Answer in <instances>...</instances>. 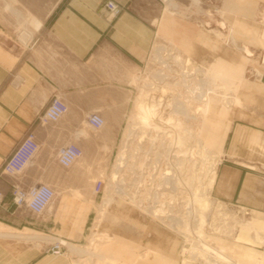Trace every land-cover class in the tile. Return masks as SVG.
Wrapping results in <instances>:
<instances>
[{"label": "crops", "instance_id": "crops-1", "mask_svg": "<svg viewBox=\"0 0 264 264\" xmlns=\"http://www.w3.org/2000/svg\"><path fill=\"white\" fill-rule=\"evenodd\" d=\"M55 1L53 8L42 11V0H0V264H100L104 260L102 234L88 235L87 244L82 245L87 224L99 205L89 199L87 187H75V192L85 195L79 201L68 197L70 187L59 191L54 181L60 166L56 149L77 131L84 133L82 137L87 135V127H83L85 114L118 113L120 99L137 98L138 78L156 32L174 14L142 8L137 5L142 0H116L124 9L110 19L106 0ZM247 87H256L242 90V98L250 99L248 107L242 106L235 113L222 108L215 109L218 113L214 111L215 115L225 113V129L232 131L230 140L227 133L223 136L220 151L227 161L218 173L216 169L214 195L264 214V169L260 168L264 162V85L251 83ZM56 96L68 101L69 113L57 123H41L40 116ZM228 114L238 120L233 127ZM213 123H208L209 136L217 142L221 136L215 133L218 125ZM31 129L36 130L41 148L21 180L25 185L48 182L56 188L57 195L44 215H35L25 205L12 201L15 177L3 171L6 159ZM81 144L85 146L83 140ZM217 204L225 209L224 203ZM130 214L136 217L133 211ZM136 220L145 226L144 239L139 242V238L127 234L128 241L118 239L119 243L107 253L109 257L131 264L150 238L149 245L175 258L168 248L174 241L172 235L158 237L152 218L143 221L137 216ZM61 240L66 242L62 255L48 252ZM68 243L82 248L91 244L92 248L79 254ZM137 243L141 248L137 249ZM223 251L241 264H250L248 258L255 259L254 264L264 263V253L253 248H242L237 253L227 248Z\"/></svg>", "mask_w": 264, "mask_h": 264}, {"label": "rangeland", "instance_id": "rangeland-1", "mask_svg": "<svg viewBox=\"0 0 264 264\" xmlns=\"http://www.w3.org/2000/svg\"><path fill=\"white\" fill-rule=\"evenodd\" d=\"M108 1L105 2V9ZM113 1L123 11L124 5L116 0ZM56 3L55 0H42L41 9L48 11ZM137 5L154 11L174 12L170 14L172 16L169 22L156 32L149 58L139 76L141 79L153 77V72L156 74L165 72L169 75V78L158 83L165 87L163 93L166 97H163L161 102L170 99L172 103L170 110H173V113H159L154 107L138 101L141 88L138 78L137 98L120 99L118 113H110L108 110L111 108H108V112L103 114L105 126L101 130L95 131L87 127L83 118V127H87L85 128L87 135L81 138L85 143L84 156L69 168L58 165L60 171L58 170L54 179L59 191L65 186L71 188L72 192L68 197L72 201H79L81 196L85 197L84 194L75 192L78 191L75 187H87L90 191L89 199L99 205V209H95L92 219L87 224L88 229L82 245L87 244L88 235L98 232L102 234L104 241L100 246L106 252L108 259L104 258L100 264H128L109 257L107 253H110L115 243V245L119 243L118 239L128 241L127 234L139 238V242L144 239L145 226L136 219L138 215L142 220L146 219L149 207L154 209L163 207L164 213L178 214L180 219L183 215L188 218L190 208L194 204L188 196H197L206 189L210 177V163L213 159L217 160L218 173L219 167L227 161L220 147L224 134L227 133L228 141L232 131L225 129V113L215 115V109L222 108L229 113L232 111L235 113L242 106L248 107L247 102L250 99L242 98V90L256 89V87H247V84L251 83L264 85V0H142L137 2ZM107 16L109 17L108 13ZM174 21L177 23L173 25ZM245 46L249 50H245ZM163 60L166 62L164 63ZM187 73L189 75H184ZM184 77L189 79L187 83H190V86L183 85ZM158 80L157 78L156 81ZM178 81L180 84L175 85ZM192 89L194 92L191 91ZM200 92L207 93L211 98L210 101L207 103L201 101ZM179 103L181 114L174 111L179 108ZM135 117L161 126L163 130L156 132L157 130L151 129L152 131L143 135L138 132L139 128H136V135L128 139L126 131ZM210 121L214 122L213 125H218L215 133L221 136L220 141L210 140L209 134H212L208 127ZM228 122L233 127L238 120L231 119L230 114ZM168 123L175 127H170ZM191 130L195 137L198 134L204 149L207 147V152L203 151L204 154L198 152L193 136H189ZM81 133L84 134L82 131L77 134L81 136ZM171 133L178 134L179 138L180 136L186 138L184 140L182 138L183 141L178 144L175 143L176 139L172 140ZM125 145L128 148L126 159L119 167L118 159ZM218 150L221 153H218ZM220 154L222 155L219 156ZM260 168L264 169V162L261 163ZM99 178L104 179L105 186L101 193L95 194L94 184ZM215 180L210 189V197L215 201L216 206L219 201L224 203L225 209L219 206L209 212L203 208L199 221L194 217H189L188 220H191L194 227L205 224L203 238L211 247L222 251L225 248L228 251L232 249L235 253L242 248H253L264 253V214L218 199L214 195ZM164 181L166 184L163 183ZM187 199L189 204L193 202L192 205L187 203ZM199 200L201 199L196 202ZM131 211H135L136 217L130 214ZM46 212L47 210L42 215ZM149 216L157 226L158 237L160 234L164 237L169 233L174 238L168 248L175 254V258H169L161 250L159 251L170 264L205 263L200 259H192L190 253L184 249L190 248L191 244L183 234L172 230L167 223L159 217L156 218L155 214ZM149 240L143 243L145 248L142 246L143 248L137 251L138 255L146 252ZM128 244L127 242L126 246ZM139 248L141 246L137 243V249ZM62 249L66 250L64 247ZM203 250L209 249L203 246ZM141 261L135 259L131 264L159 262L157 257ZM248 262L254 264L255 259L248 258Z\"/></svg>", "mask_w": 264, "mask_h": 264}, {"label": "bare ground", "instance_id": "bare-ground-1", "mask_svg": "<svg viewBox=\"0 0 264 264\" xmlns=\"http://www.w3.org/2000/svg\"><path fill=\"white\" fill-rule=\"evenodd\" d=\"M18 13V12H17ZM211 16V15H210ZM209 17V16H208ZM244 47V46H243ZM245 50H249L247 46H245ZM169 52V50H168ZM167 52V53H168ZM159 56V55H158ZM157 57V55H156ZM163 58V57H162ZM165 58V57H164ZM160 59V58H159ZM157 60H158V57H157ZM181 60V59H180ZM160 61V60H159ZM162 61V60H161ZM164 62V60H163ZM166 62V61H165ZM164 62V63H165ZM182 62V61H181ZM163 72V71H162ZM191 73V72H190ZM184 75H189L188 73L187 74H184ZM152 76V75H151ZM159 79L158 81H156V79ZM169 78V75L167 73H154L153 72V77H150L149 78H145V79H140V85H141V88H140V94H139V97L137 98L138 101L140 102H143L149 106H152L154 107L159 113H162V114H168L170 112L173 113V110H170L172 106H170L172 103H171V100H166L164 102H161V99H164L163 97H166V94L164 95L163 91L165 90V87L163 84L161 83H158V82H162L164 79H167ZM187 78H183L182 81H184L183 85H186L187 87L190 86V83H187ZM192 80V79H191ZM198 81V80H197ZM180 84V81L178 82H175V85H179ZM172 86V85H171ZM209 86V85H208ZM211 86V85H210ZM213 88V87H212ZM192 92H194V90L192 89L191 90ZM208 91V90H207ZM214 91V90H213ZM196 92V91H195ZM167 93V92H166ZM181 96V95H180ZM171 97V96H170ZM177 97V96H176ZM166 99V98H165ZM176 99V98H175ZM199 99V98H198ZM211 98H209V95L207 93H203V92H200V100L201 101H205L206 103L208 101H210ZM181 100H179L180 102ZM189 101V100H188ZM177 103V102H176ZM183 103V102H182ZM189 104V103H188ZM177 107V106H176ZM186 107V105H185ZM187 108V107H186ZM185 108V109H186ZM222 110V109H221ZM224 110V109H223ZM177 114L180 113V103H179V108L177 110H174ZM186 111V110H185ZM184 113V112H182ZM189 113V112H188ZM186 115H188L187 113H185ZM204 114V113H203ZM194 117V116H193ZM141 118V117H140ZM189 119V118H188ZM170 125V127H175L174 125L171 126V123H168ZM177 126V125H176ZM168 127V126H167ZM136 128H139L140 131L138 132H141L143 135L147 134L148 131H156V132H160L162 129L161 126H157V125H154L153 123H151L150 121H147V120H141V119H138L137 117L134 118V120L131 122V124L129 125V127L127 128V131H126V136L127 138L129 139L130 137L136 135L137 133V130ZM152 129V130H151ZM171 129V128H170ZM189 131V130H188ZM188 131L186 133H188ZM166 132V131H165ZM82 134V133H81ZM189 136H193V139H194V142H195V146L199 149L198 152L202 154H204V152H207V147L204 149L202 143H201V139L198 137V134L197 136L195 137V135L193 134V130H191L189 132ZM165 135V134H164ZM178 134H172L171 133V137H172V140L173 138L176 139L175 140V143L178 142V144H180V141L183 140L186 138V136H180L177 137ZM154 138V137H153ZM158 138V137H157ZM193 139H190L193 141ZM182 140V141H183ZM189 142V141H188ZM125 144V143H124ZM190 146L192 147V145L190 144ZM127 146L125 145L123 147V149L121 150V155L118 159V163L119 164V167L122 166L124 164V159L125 158V155L127 154ZM191 151V150H190ZM204 151V152H203ZM157 153V152H156ZM160 155V154H158ZM170 156V155H169ZM203 156V155H202ZM168 158V157H167ZM177 158V157H176ZM210 158V157H209ZM158 160V159H157ZM179 160V159H178ZM174 163V162H173ZM176 163V162H175ZM181 163V162H180ZM177 165V164H176ZM174 165V166H176ZM180 166V165H179ZM182 166V165H181ZM217 160L213 159V162L210 163V169H209V172H210V177H209V182H208V186L206 187V189H204L202 192H199V194L196 196V195H193V197H189L190 199L193 200L194 204L192 205V200L190 202H192L191 204L188 203V199H187V203L189 205H192L193 207L190 208V211H189V215L186 218L185 215H183V218L180 219L178 214H167V213H164V209L163 207H159V208H148L149 209V213L147 215V218L146 219H143V221H148L150 218H149V215L150 214H155L160 220L164 221L165 223H167V225L172 229L174 230L175 232H180L181 234H183L186 238V240L191 244L190 245V248L186 249L184 248L185 250H187L189 253H190V256L192 259H200L202 262H205L204 264H241L237 259L227 255L226 253H224V251H222L221 249H217L216 247H211L207 242H205L204 238H203V235H204V225L205 224H200L199 227L197 226H193V223L191 222V220H188L192 217L195 218V220H198L199 221V218H201L200 216L202 215L201 213V210L203 208H205L206 211H209L211 209H216L218 208L220 205L217 204L216 206V203L215 201H213L210 197V189H211V186L213 185V182H214V179H215V175H216V169H217ZM117 167V165H116ZM178 169L180 167H177ZM115 170V169H114ZM175 170V169H174ZM177 170V169H176ZM173 171V170H172ZM208 172V171H207ZM165 173V172H164ZM170 173V172H169ZM173 174V173H172ZM165 176V175H164ZM166 177V176H165ZM118 179V178H117ZM173 180V179H172ZM166 181V179H165ZM163 182L166 184V182ZM162 183V184H163ZM184 183V181H183ZM181 184V183H180ZM164 185V184H163ZM168 185H171V184H168ZM191 185V184H190ZM173 185H171L172 187ZM179 186V185H178ZM175 187V186H174ZM176 189V187H175ZM201 190V189H200ZM199 190V191H200ZM120 191H121V188H120ZM160 191V190H159ZM161 192V191H160ZM193 192V190L191 191V193ZM198 193V192H197ZM161 194V193H160ZM192 195V194H191ZM190 195V196H191ZM156 196V195H155ZM176 196V194H175ZM196 196V197H195ZM157 197V196H156ZM200 198L203 202H201V200H199V202H196V200ZM141 205V204H140ZM185 207H187V205H184ZM172 207V206H171ZM130 209V208H129ZM184 209V208H183ZM182 209V211H183ZM137 210V209H136ZM185 210V209H184ZM219 210V209H218ZM184 212V211H183ZM135 213V211H134ZM136 214H139V213H136ZM143 214V213H142ZM191 214V216H190ZM126 215V214H125ZM139 216V215H138ZM144 217V215H142ZM154 216V215H153ZM140 217V216H139ZM142 217V218H143ZM190 217V218H189ZM150 221V220H149ZM143 224V223H142ZM229 227V226H228ZM230 228V227H229ZM228 228V229H229ZM226 230V228H225ZM232 231V230H230ZM227 233L229 231H226ZM226 234V233H225ZM228 235H231L228 233ZM94 239V238H92ZM95 240V239H94ZM94 240L91 241V244L93 245V242ZM62 243V245L64 243H66L64 240H61L60 241ZM72 248L74 249H77V250H86L88 252L91 251V248H92V245H88V246H85V248L83 247H80V246H77V245H74V244H71V243H68ZM205 246L206 248H208L209 250L207 251H204L203 250V246ZM145 248V247H144ZM158 247L156 246H151L148 244V246H146V252L143 253V254H139L137 255L136 257V260L139 261V260H142V261H145L146 258H151V257H157L158 259V264H170L167 259L164 257V255H162L161 253H159V249H157ZM79 254H81V252ZM77 252V251H76ZM75 252V253H76ZM85 252V251H84ZM93 252V251H92ZM95 253V252H94ZM78 254V253H77ZM83 254V252H82ZM88 255V254H87ZM86 255V256H87ZM98 255V254H97ZM96 256V255H95ZM99 256V255H98ZM97 257V256H96ZM79 258V257H78ZM81 258V257H80ZM89 258V257H87ZM105 259L107 258L108 259V256H105L104 257ZM160 258V259H159ZM86 259V258H85ZM90 259V258H89ZM97 260V259H96ZM99 260V258H98ZM205 260V261H204ZM83 261V260H82ZM88 261V260H87ZM92 261V259H91ZM141 261V262H142ZM157 261V260H156ZM161 261V263H160ZM79 262V261H78ZM94 262V261H93ZM97 262V261H96ZM137 263V262H136ZM135 263V264H136Z\"/></svg>", "mask_w": 264, "mask_h": 264}, {"label": "built area", "instance_id": "built-area-1", "mask_svg": "<svg viewBox=\"0 0 264 264\" xmlns=\"http://www.w3.org/2000/svg\"><path fill=\"white\" fill-rule=\"evenodd\" d=\"M106 11L109 17L118 16L122 10L113 0L106 3ZM70 111V104L62 97H53L48 103L46 109L40 116L43 124L57 123L65 117ZM84 122L92 130L99 131L105 126V117L101 112L92 111L84 115ZM75 132L65 143L59 145L56 149L57 162L64 168H69L76 164L85 153L81 144L82 136ZM41 148V143L35 129H31L25 135L23 140L15 147L9 157L6 159L3 171L15 177L12 184V201L17 205H25L35 215L43 214L49 205L54 201L57 191L54 185L48 182H35L25 185L21 180V175L28 164L34 159ZM105 181L102 178L97 179L94 184L95 194L103 191ZM3 200V193L0 190V201ZM48 252L55 255H62V243L57 241Z\"/></svg>", "mask_w": 264, "mask_h": 264}]
</instances>
